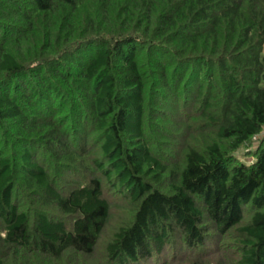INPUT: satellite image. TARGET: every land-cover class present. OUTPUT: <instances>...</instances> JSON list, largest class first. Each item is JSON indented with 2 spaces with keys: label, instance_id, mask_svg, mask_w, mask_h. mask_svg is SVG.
<instances>
[{
  "label": "trees",
  "instance_id": "1",
  "mask_svg": "<svg viewBox=\"0 0 264 264\" xmlns=\"http://www.w3.org/2000/svg\"><path fill=\"white\" fill-rule=\"evenodd\" d=\"M263 130L264 0H0V264H264Z\"/></svg>",
  "mask_w": 264,
  "mask_h": 264
},
{
  "label": "rangeland",
  "instance_id": "2",
  "mask_svg": "<svg viewBox=\"0 0 264 264\" xmlns=\"http://www.w3.org/2000/svg\"><path fill=\"white\" fill-rule=\"evenodd\" d=\"M181 107V106H179ZM161 111L163 112H154L153 111V116H155V114H161V113H166V117L163 119H168V128L169 129H173V130H176V121H178L180 118L178 117V114L176 112H172L169 110V105L168 106H165V107H162ZM172 112V113H171ZM194 118L195 121H191L190 123L192 124V130H194L196 134L200 135V128L199 127V124H198V119H200L199 116H197V114L193 115L191 114ZM162 120V121H163ZM203 130V129H202ZM203 131H207L206 129L203 130ZM263 133L261 134V139L264 140V130L262 131ZM178 134H181V132L178 131ZM208 135H210V132H207ZM163 139V138H162ZM257 138H255L256 140ZM160 141L159 139L157 140V142ZM163 141L165 142V140L163 139ZM192 143H194V141L191 140ZM261 142V140L259 141ZM255 143V142H254ZM160 144L162 145L160 147ZM175 146H171V147H167L165 144L161 143V142H158V144H153L154 148H157V152H158V157L162 158L164 160L165 163L167 164H171L173 162H176L179 158H180V155L182 153V146L181 144L179 143H175L173 144ZM177 145V146H176ZM258 144H256V146L254 147H257ZM163 147H166V150H163L162 148ZM253 147V148H254ZM250 151L248 150V148L244 147L243 149L239 150L236 155L238 157H241L242 160L244 161H248V162H251L252 161V158L248 156V153ZM110 202H111V216H110V219L108 221V224L102 234V237L101 239L99 240V243L96 247V252H95V257H103V252H104V249H105V246H106V243L111 239L112 237V234L115 230H117L120 226L122 225H127L131 220H132V217H133V204L130 203L129 201L123 199L122 197H120L118 194H112V197L110 198ZM230 239H231V236H230ZM232 241V239L228 242L230 244V242ZM224 249V248H223ZM213 253V251L211 252ZM226 253L230 254V255H235L232 251V249L228 250ZM213 254H210V257H213V259H215V257H217V253L215 255ZM168 256H172V254L168 255ZM37 258V257H36ZM235 258V257H234ZM48 259V258H47ZM217 259H219V257H217ZM38 260V259H36ZM219 260L221 261H227V259H222L220 258ZM52 260H49L48 259V262L49 264H62L61 262H51ZM170 261H169V258H167L165 264H169ZM37 264H46L43 260H39L37 262Z\"/></svg>",
  "mask_w": 264,
  "mask_h": 264
}]
</instances>
